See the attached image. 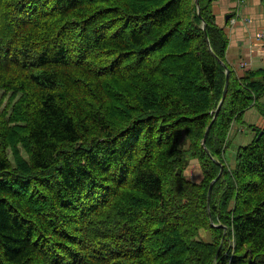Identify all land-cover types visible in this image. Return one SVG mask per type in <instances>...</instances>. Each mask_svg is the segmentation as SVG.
I'll use <instances>...</instances> for the list:
<instances>
[{
  "label": "trees",
  "instance_id": "obj_1",
  "mask_svg": "<svg viewBox=\"0 0 264 264\" xmlns=\"http://www.w3.org/2000/svg\"><path fill=\"white\" fill-rule=\"evenodd\" d=\"M216 1L0 0V264H264V128L226 159L264 71Z\"/></svg>",
  "mask_w": 264,
  "mask_h": 264
},
{
  "label": "crops",
  "instance_id": "obj_2",
  "mask_svg": "<svg viewBox=\"0 0 264 264\" xmlns=\"http://www.w3.org/2000/svg\"><path fill=\"white\" fill-rule=\"evenodd\" d=\"M212 13L215 24L221 27L227 36L228 46L225 57L236 75L241 78L247 72L264 71V37L259 39V35H264V1L218 0L212 5ZM226 16H230L229 19H226ZM232 19H235L234 24L231 23ZM256 104L264 114V98H261ZM252 109L253 107L245 112L243 124L246 123L245 115ZM261 118L258 119L260 120L258 125H254V127L264 128V116ZM253 128L252 132L254 133ZM243 131L236 124L232 134L239 136ZM238 140L240 139L238 138Z\"/></svg>",
  "mask_w": 264,
  "mask_h": 264
},
{
  "label": "rangeland",
  "instance_id": "obj_3",
  "mask_svg": "<svg viewBox=\"0 0 264 264\" xmlns=\"http://www.w3.org/2000/svg\"><path fill=\"white\" fill-rule=\"evenodd\" d=\"M260 115L262 117L264 116V114L261 112L259 108V105L256 104V106L253 107V109L247 115H245L244 120L246 121V123L243 124L244 123L243 121V123H241L240 125L238 124L239 128H241L244 131L242 134L240 133L239 136H235V135L233 136V134L230 136L229 138L230 147L226 154L227 161L230 162L231 159L234 157L235 149L238 145H246L247 143H249L250 138H252L254 135V133L252 132V128L254 127V125H258V122L260 121L258 119H262ZM250 126H252V128H250ZM238 138L240 140H238ZM189 167H188L189 169L188 168L187 169L190 171V173H188L187 171H183L185 177H187L188 179L194 182H197V180L200 179L199 178L200 175H198L197 167L195 165ZM205 240H208V237H205Z\"/></svg>",
  "mask_w": 264,
  "mask_h": 264
},
{
  "label": "water",
  "instance_id": "obj_4",
  "mask_svg": "<svg viewBox=\"0 0 264 264\" xmlns=\"http://www.w3.org/2000/svg\"><path fill=\"white\" fill-rule=\"evenodd\" d=\"M195 3H196V6H198L199 5V0H195ZM229 17L230 16H226V19H229ZM202 28H203V31H204V33L206 34V24L205 23H203V26H202ZM219 62H221L220 60H218ZM228 79H229V72H228V70H226V73H225V85H224V89H223V93H222V99H221V101H220V103H219V105H218V107H217V110L215 111V116L217 115V113H218V111H219V109H220V107H221V105H222V103H223V100L225 99V96H226V93H227V88H228ZM211 126V125H210ZM210 126L207 128V130H206V133H205V137H204V139H203V146H205V138H206V136H207V134H208V131H209V129H210ZM218 165H220L218 162H216ZM221 166V165H220ZM221 172H222V168H221V170H220V173H219V175H218V177L221 175ZM177 174L179 175L180 174V170H178L177 171ZM218 177L215 179V180H213L212 182H211V184H210V186H209V194H210V192H211V189H212V187H213V185H214V183L218 180Z\"/></svg>",
  "mask_w": 264,
  "mask_h": 264
},
{
  "label": "built area",
  "instance_id": "obj_5",
  "mask_svg": "<svg viewBox=\"0 0 264 264\" xmlns=\"http://www.w3.org/2000/svg\"><path fill=\"white\" fill-rule=\"evenodd\" d=\"M231 23L234 24L235 23V19H232ZM263 37H264V35H259V39H262Z\"/></svg>",
  "mask_w": 264,
  "mask_h": 264
},
{
  "label": "bare ground",
  "instance_id": "obj_6",
  "mask_svg": "<svg viewBox=\"0 0 264 264\" xmlns=\"http://www.w3.org/2000/svg\"><path fill=\"white\" fill-rule=\"evenodd\" d=\"M241 3V2H240ZM234 16V15H233ZM236 18V17H235ZM227 94V93H226ZM139 231V230H138ZM57 233V232H56ZM64 244V243H63ZM38 253V252H37ZM40 253V252H39ZM43 255V254H42ZM42 259V258H41ZM34 260V259H33ZM9 264V263H8ZM38 264V263H37Z\"/></svg>",
  "mask_w": 264,
  "mask_h": 264
}]
</instances>
